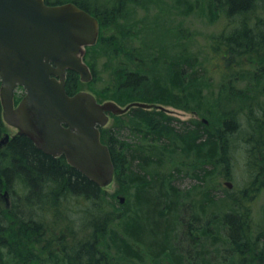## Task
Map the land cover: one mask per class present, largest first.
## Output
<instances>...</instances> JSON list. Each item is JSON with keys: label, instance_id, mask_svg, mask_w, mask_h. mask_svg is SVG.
Masks as SVG:
<instances>
[{"label": "trees", "instance_id": "obj_1", "mask_svg": "<svg viewBox=\"0 0 264 264\" xmlns=\"http://www.w3.org/2000/svg\"><path fill=\"white\" fill-rule=\"evenodd\" d=\"M45 2L48 5L73 3L97 17L101 23L103 21L102 16L89 7L88 0H45ZM209 6L213 14L221 13L230 26L217 36L216 44L212 45L221 69L217 73L221 77L222 88L228 89L227 93L232 97V88L235 89L232 85L240 82L243 83L242 88L238 89L239 94L234 95L250 97L254 93L257 95L259 91V95L264 96V0H210ZM105 13L113 16L114 10ZM100 27V41L95 46L88 47L84 57L88 65H90L88 58L90 59L101 47L103 23ZM127 32L124 31L122 37L131 35V32L126 34ZM119 41L118 38L113 40V49L100 48L109 53L110 62L113 58V61H117L121 56L129 55L124 50V46L117 47ZM178 63L170 66V78L167 82L161 81V83V76L157 74L147 78L142 65L132 66V69L128 68V65L123 68L118 66L116 81L113 82L115 89L108 87L106 90V92L112 91L110 96L104 97L106 101H115L122 107L142 103L153 108L147 110L134 107L125 115L114 116L122 125V130L129 127L135 139L133 143L138 142L137 146L119 140L116 128H101V140L109 147L115 167V181L134 192L132 210L126 218L117 215L107 206L104 200L105 189L100 188L71 166L65 156L55 158L45 154L24 135L15 136L5 150L0 151V193L6 189L5 186L8 188L13 186L24 195L19 202L21 207L15 209V213L13 211L7 214L6 218L11 221L17 220L22 228L21 231L18 232L19 226L18 229L9 228L5 238L0 239V248L3 247V242L5 247L10 248L6 240L9 237L16 240L17 251L21 248L24 251L16 254L17 251L10 248L7 262L3 255H0V264H17L21 257L33 261L35 252L32 249L34 241L32 239L40 236L43 231L50 234L52 241L58 242L57 234L72 239L71 243L61 248L62 256L49 257L55 264H59L58 260L66 264H100L106 259L99 256L96 245L108 244L104 236L108 230L113 241L112 245L117 247L116 253L120 259L117 264H154L153 260H160L159 264L162 260H170L171 264H189L185 262H191L193 259L186 260L188 252L178 253L180 247L177 246L175 235L179 220V223L183 224L180 217L185 207L179 200L180 194L171 183L172 179L169 176L171 173L159 174V172H171L175 167L174 163L164 159L165 156L194 153L195 159L212 162L213 169H216L218 162L223 164L226 162L222 156L228 159L235 152L244 153L249 146L248 152L254 154V170L250 174V179H254L264 187L263 104L251 100L252 104L247 109H230L222 112V108L219 107L217 108L220 110L218 126L212 124L207 127L202 123H192V126L190 123H184L180 129L173 128L165 111L159 110L161 106L159 104H167L168 102L165 101L174 99L175 102L170 103L181 108L184 105L182 97L185 96L184 89L187 86L185 81H195L193 76L186 79L189 75V70L185 68L188 63L182 59ZM158 65V59L150 61V69L154 70ZM90 68L93 80L87 85H92L96 79L94 67L90 66ZM170 82L181 90H178L177 95L168 90L166 84ZM83 85L78 74L68 72L66 90L69 95L80 92ZM1 116L0 106V132L4 124ZM132 118L139 121H134ZM143 139L147 144L142 145ZM231 193V191L227 192L228 195ZM253 196L247 193L239 200H233V208L225 211L220 220L219 216L212 215L213 225L207 224V228L212 226L215 230L204 231L201 236L197 235V240L191 238L190 245L194 244L198 250L207 249L205 242L201 240L205 237V241H208L212 236L211 239L216 245L231 246L241 255V264H264L262 247L264 233L261 232L256 237L252 232L253 216L251 210H248L249 206L245 204V200ZM213 199L215 198H207L208 204L214 206L215 203H219ZM60 202L68 205L72 202L87 205L89 228L86 229L92 232L90 236L84 235V238L78 239V232L75 229L72 228L68 234L60 227L61 222L54 208ZM242 202L246 205L245 210H236L237 206L243 207ZM113 206L117 207V204L113 203ZM1 212L0 210V217ZM35 216H39L40 219L34 220ZM194 217L196 220L197 216ZM105 221L108 225L102 228L101 225ZM109 225L113 227L111 230ZM225 228L228 243L224 242L221 236ZM73 232L76 235H71ZM203 258L206 261L207 254H203ZM14 259L16 261L13 262Z\"/></svg>", "mask_w": 264, "mask_h": 264}, {"label": "rangeland", "instance_id": "obj_2", "mask_svg": "<svg viewBox=\"0 0 264 264\" xmlns=\"http://www.w3.org/2000/svg\"><path fill=\"white\" fill-rule=\"evenodd\" d=\"M88 1L89 7L102 16L104 29L101 31L103 38L100 48L109 47L113 49L112 42L115 38H118L120 41L117 43V47L124 46V50L129 54L121 56L117 61H113V58L112 62H110L109 53L105 52L106 50L104 49L98 48L90 59L88 58L90 61L89 66L94 67L96 79L92 85L83 83L81 91L94 94L101 103L106 102L104 97L110 96L112 93L111 90L106 92L107 88L115 89L113 82L116 81L115 77L119 68L128 65V68L132 69V66L139 67L142 65L147 78H152L153 74H157L161 76V83V81L167 82L170 78V66L173 63L178 65V61L182 59L185 63H188V66L185 67L189 70V75L186 74L188 76L186 79L193 76V80H195L193 82L185 81L187 86L184 89L185 96L182 97L184 105L180 108L170 103L175 102L174 99L165 101L168 102L167 104H159L165 108V114L168 116L173 128L180 129L184 123H190L191 125L192 123H202L207 127L212 126V124L218 126L220 118L218 112L220 110L217 108L219 107L222 108L221 112L230 109H247L252 104L251 100L264 106V96L259 95V91H257V95L254 93L250 97L234 95L239 94L240 90L238 89L242 88L243 83L236 82L232 85V87L235 86V89L231 87L233 89L232 97L227 93L228 89L222 88L221 77L217 73L221 69L212 45L216 44L217 36L230 28V26H228V20L221 13L219 15L217 12L215 15L211 12L210 0ZM113 10V16L105 13ZM124 31H128L126 34L131 32V35L122 37ZM86 53L87 50L85 55ZM157 59L159 61L158 67L154 70L150 69V61ZM118 66L121 67L118 68ZM148 70L150 73H148ZM166 86L168 90L175 92L176 95L181 91L174 87L172 82L170 84L167 83ZM25 93L23 88L17 90V103L23 98ZM249 93L253 94L251 91ZM0 106L2 108L1 98ZM1 119L3 120L2 116ZM132 120L139 121L136 118H132ZM3 123L0 141L6 133H9L11 138L17 136L18 130L16 128L7 125L4 120ZM110 127L116 128L119 140L137 146L138 142L133 143L135 139L129 127L127 126L122 130V125L115 120L113 115H111L110 121L106 126V128ZM145 144H147V141L143 139L142 145ZM5 146L2 150H5ZM248 147H246L244 153L235 152L228 159L222 156V159H225L226 162L225 164L218 162L216 169H213L212 162L195 159L194 153H178L176 156L164 157L167 161L174 163L175 167L171 172H159V174L168 175V173H171L169 175L172 179L171 183L180 194L179 200L185 207L180 217L183 224L179 223V220L175 231L177 246L180 247L178 248V253L188 252L186 260L189 258L193 259L191 262L185 260V263L241 264V255L234 251L231 246L220 247L216 245L211 239L213 238L212 236H210L208 241H205V237L201 240V242H205L207 249L198 250L194 244L190 245V242L192 244L191 238L197 240V235L201 236L206 230H215L212 226L207 228V224L213 225V219L211 218L219 216L220 220V217L224 216L225 211L233 208V200H239L242 195L246 196L247 193L248 195H254L249 200H245V204L249 206L248 210H251L253 216L251 230L256 237L261 232L264 233V187L254 179H250V174L254 170V154L248 152ZM168 164L170 163L168 162ZM251 181L254 183L252 184ZM227 182L231 183L232 187L226 186L225 183ZM5 188L0 193V210L2 211L0 217L2 222L0 223V239L5 238V233H8L9 228L18 229L17 220L11 221L6 218L7 214H11L13 211L15 213V209L21 207L19 202L24 196L21 191L13 186L9 188L5 186ZM105 191L104 200L107 206L117 215L120 214L126 218L132 210V204L135 199L134 192L125 189L115 180L105 188ZM228 191L232 192L231 195L227 194ZM5 192H7L6 195ZM213 197L215 198L213 200L219 202L215 203L214 206L208 204L209 201L207 200V198L211 199ZM121 199L124 201L122 202ZM113 203L117 204V207L113 206ZM245 204H242V208L237 206L236 210H245ZM54 208L57 218L61 222L60 227L65 232L70 234L71 229H75L78 232V239L84 238V235H91L92 232L86 229L89 228L87 205L75 204V202L68 205L60 202ZM194 215L197 216L196 220ZM212 215L214 216L211 217ZM38 219H40L39 216H35L34 220ZM104 225L105 227L108 225L106 221L102 223L101 227L105 228L103 227ZM112 228L109 225V229L111 230ZM21 229L19 226L18 232ZM84 230L87 232L85 231V233ZM73 234L75 233H71V235ZM104 236L106 237V244H108L106 246L96 245L99 256L101 255L106 259L105 262L100 264H117L120 259L116 253L117 247L112 245L113 241L110 231L108 230ZM221 236L223 241L228 243L226 228ZM86 239L87 237H85ZM6 240L12 250H18L15 245V239L8 237ZM32 240H34L32 249L35 252V259L31 261L27 257H21L22 259L19 258L20 261L17 264H55L49 257L62 256L61 248L72 242L70 237L62 234H57L58 242L52 241L50 234L44 231L40 236L34 237ZM2 246L0 255H3L5 262H7L10 248L5 247L4 242ZM262 247L264 248V243ZM22 251L24 250L21 248L16 254ZM203 254H207L206 261L203 258ZM57 262L66 264L61 260ZM159 262L160 260H153L154 264H159ZM146 263H148V260ZM161 264H171V262L170 260H162Z\"/></svg>", "mask_w": 264, "mask_h": 264}, {"label": "water", "instance_id": "obj_3", "mask_svg": "<svg viewBox=\"0 0 264 264\" xmlns=\"http://www.w3.org/2000/svg\"><path fill=\"white\" fill-rule=\"evenodd\" d=\"M98 36V19L75 4L0 0L4 121L45 154L65 156L71 166L105 188L114 180L115 167L108 146L101 141L100 128L108 124L109 113L122 115L133 105L122 108L113 101L100 104L89 92L70 96L66 91L68 70L79 74L83 82L93 79L83 58ZM20 86L26 95L15 107V91ZM9 139L6 135L0 147Z\"/></svg>", "mask_w": 264, "mask_h": 264}, {"label": "flooded vegetation", "instance_id": "obj_4", "mask_svg": "<svg viewBox=\"0 0 264 264\" xmlns=\"http://www.w3.org/2000/svg\"><path fill=\"white\" fill-rule=\"evenodd\" d=\"M98 20H99V19H98ZM99 24H100V26H101V24H102V23L100 22V20H99ZM0 151H1V150H0ZM257 172H262V171H257Z\"/></svg>", "mask_w": 264, "mask_h": 264}]
</instances>
